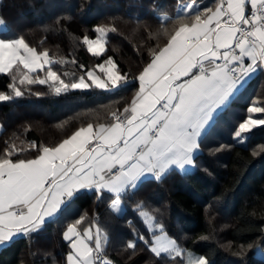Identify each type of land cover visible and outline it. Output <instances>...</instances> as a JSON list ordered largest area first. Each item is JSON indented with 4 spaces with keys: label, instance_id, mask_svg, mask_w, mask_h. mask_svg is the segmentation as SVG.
Masks as SVG:
<instances>
[{
    "label": "trees",
    "instance_id": "16d2710c",
    "mask_svg": "<svg viewBox=\"0 0 264 264\" xmlns=\"http://www.w3.org/2000/svg\"><path fill=\"white\" fill-rule=\"evenodd\" d=\"M189 3L203 9L216 0H0V38H22L40 52L47 50L65 82L87 70L103 77L96 66L108 58L127 76L115 91L93 86L55 95L47 85H20L27 70L18 65L17 86L24 95L0 102V158L14 145L13 159H30L41 146H55L77 128L110 123L111 113L122 112L139 90L136 77L151 53L167 43L164 28L172 33L179 27L174 21ZM97 27L105 28L106 41L99 57L83 43L85 36L97 37ZM10 83L11 74L0 73V91L10 94ZM254 103L264 106V71L216 117L201 138L193 170L144 180L123 197L120 214L111 210L108 194L81 191L40 231L0 248V264H66L70 246L63 232L78 218H83L78 231L98 226L108 236L105 257L111 264H184L182 257H156L139 239L143 235L151 243L152 232L138 205L179 247L206 257L208 264H264L259 254L264 251V126L252 129L244 143L234 135ZM252 116L264 118V113ZM129 242L136 249H128Z\"/></svg>",
    "mask_w": 264,
    "mask_h": 264
},
{
    "label": "snow or ice",
    "instance_id": "6c2138e0",
    "mask_svg": "<svg viewBox=\"0 0 264 264\" xmlns=\"http://www.w3.org/2000/svg\"><path fill=\"white\" fill-rule=\"evenodd\" d=\"M174 24L179 27L172 33L164 28L167 43L151 53L150 62L136 77L139 90L130 105L122 112H112L110 123L80 127L55 146H41L32 159H13L14 145L5 150L0 158V246L40 231L47 219L81 191L98 197L108 194L111 210L120 214L123 197L135 192L146 178L161 181L173 171L184 173L194 167L201 138L218 111L257 72L264 71V0H216L214 7L203 9L189 3ZM104 31L97 27V38H83L93 56L105 51L106 41L99 36ZM53 63L59 62L47 50L40 52L22 38H0V73L11 74V93L0 91V102L24 95L17 86L18 65L27 70L20 85H47L55 95L93 86L115 91L121 82H127L111 58L96 66L106 79L87 70L78 79L65 82L53 70ZM247 112L234 133L240 143L252 129L264 126V118L252 116L264 113V106L254 103ZM138 210L152 225L148 229L151 243L143 235L139 239L158 258L163 255L175 261L181 257V248L167 236L163 225L142 205ZM82 220L78 218L63 234L72 249L67 264H111L105 257L108 236L98 226L95 231L92 226L78 231ZM127 248L136 249V243L129 242ZM187 264H208V260L188 253Z\"/></svg>",
    "mask_w": 264,
    "mask_h": 264
},
{
    "label": "crops",
    "instance_id": "0c3cea01",
    "mask_svg": "<svg viewBox=\"0 0 264 264\" xmlns=\"http://www.w3.org/2000/svg\"><path fill=\"white\" fill-rule=\"evenodd\" d=\"M1 28H2V25L0 24V29H1ZM257 73H258V72H257ZM257 73L255 74V76L257 75ZM255 76H254V77H255ZM104 78L106 79L105 76H104ZM252 78H253V77H252ZM252 78H251V79H252ZM251 79H250V80H251ZM246 85H247V84H246ZM241 89H242V88H241ZM241 89H240V90H241ZM235 96H236V95H235ZM235 96H234V97H235ZM221 111H222V110L218 111V114L215 116L213 122H212L211 125L208 127V129L213 125V123H214L216 117L219 115V113H220ZM98 125H99V124H98ZM86 126H87V125H86ZM86 126H83V127H86ZM95 126H97V125H94V128H95ZM78 129H79V128L75 129V130H74V131H73L68 137H70L72 134H74V132L77 131ZM208 129L206 130V132L208 131ZM206 132H205V133H206ZM203 136H204V135H203ZM68 137H67V138H68ZM65 139H66V138H65ZM61 142H62V141H61ZM59 143H60V142H59ZM199 151H200V149H199ZM199 151H198V152L195 154V156H194V162H195L196 156H197V154L199 153ZM38 154H39V153H38ZM38 154H37V155H38ZM37 155H36V156H37ZM36 156H34V157H32V158H35ZM32 158H30V159H32ZM194 168H195V163H194V167L189 168L187 171H191V170H193ZM177 171H178V170H177ZM178 172H180V171H178ZM180 173H181V172H180ZM148 179H153V178H152V177H148V178H146L145 180H148ZM53 218H54V217H53ZM51 219H52V218H51ZM51 219H47L46 222H48V221L51 220ZM42 227H43V226H42ZM92 227H93V231H95V226H92ZM66 230H67V228L64 230V232H65ZM64 232H63V234H64ZM82 232H83V231H82ZM18 237H22V236H17V237H15L14 239H16V238H18ZM14 239H13V240H14ZM63 239H64V238H63ZM85 239H86V237H85ZM64 240H65V239H64ZM65 241H66V240H65ZM67 242H69V241H67ZM9 243H10V242H9ZM9 243H6L5 245L0 246V248L6 246V245L9 244ZM69 246H70V242H69ZM70 252H72L71 247H70ZM70 252H69V253H70ZM66 264H67V257H66Z\"/></svg>",
    "mask_w": 264,
    "mask_h": 264
},
{
    "label": "rangeland",
    "instance_id": "374dc122",
    "mask_svg": "<svg viewBox=\"0 0 264 264\" xmlns=\"http://www.w3.org/2000/svg\"><path fill=\"white\" fill-rule=\"evenodd\" d=\"M99 36H100V38H101V40H102V42L103 41H105V36H104V32L103 33H100L99 34ZM97 38V37H96ZM106 67H108V65H106ZM105 75L103 74V77H104ZM102 77V76H101ZM102 77V78H103ZM260 149H262V146H260L259 147ZM264 148V147H263ZM149 226L151 227L152 225H151V222H149ZM166 233V232H165ZM160 234V232L157 234V235H159ZM167 234V233H166ZM167 236L169 237V238H171V239H174L173 237H171L169 234H167ZM175 240V239H174ZM181 248V247H180ZM181 250H182V258H183V260H184V264H187V261H188V253H192V256H193V258H196V257H200L201 255H199V254H197V253H195V252H193V251H191V250H186V249H183V248H181ZM259 254L261 255V256H263L264 257V251H262V250H259Z\"/></svg>",
    "mask_w": 264,
    "mask_h": 264
}]
</instances>
